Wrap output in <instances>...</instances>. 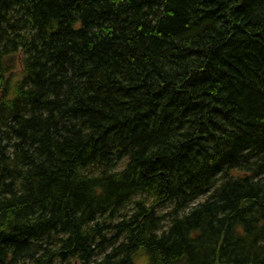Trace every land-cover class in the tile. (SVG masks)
I'll use <instances>...</instances> for the list:
<instances>
[{
    "label": "trees",
    "instance_id": "trees-1",
    "mask_svg": "<svg viewBox=\"0 0 264 264\" xmlns=\"http://www.w3.org/2000/svg\"><path fill=\"white\" fill-rule=\"evenodd\" d=\"M73 261L264 264V0H0V264Z\"/></svg>",
    "mask_w": 264,
    "mask_h": 264
},
{
    "label": "rangeland",
    "instance_id": "rangeland-1",
    "mask_svg": "<svg viewBox=\"0 0 264 264\" xmlns=\"http://www.w3.org/2000/svg\"><path fill=\"white\" fill-rule=\"evenodd\" d=\"M163 212H166V210H164ZM72 264H79L78 261H73Z\"/></svg>",
    "mask_w": 264,
    "mask_h": 264
},
{
    "label": "bare ground",
    "instance_id": "bare-ground-1",
    "mask_svg": "<svg viewBox=\"0 0 264 264\" xmlns=\"http://www.w3.org/2000/svg\"><path fill=\"white\" fill-rule=\"evenodd\" d=\"M80 262V261H79Z\"/></svg>",
    "mask_w": 264,
    "mask_h": 264
}]
</instances>
